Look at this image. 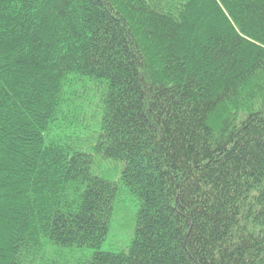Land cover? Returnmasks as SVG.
Listing matches in <instances>:
<instances>
[{"label":"trees","instance_id":"obj_1","mask_svg":"<svg viewBox=\"0 0 264 264\" xmlns=\"http://www.w3.org/2000/svg\"><path fill=\"white\" fill-rule=\"evenodd\" d=\"M0 264H264V0H0Z\"/></svg>","mask_w":264,"mask_h":264},{"label":"rangeland","instance_id":"obj_2","mask_svg":"<svg viewBox=\"0 0 264 264\" xmlns=\"http://www.w3.org/2000/svg\"><path fill=\"white\" fill-rule=\"evenodd\" d=\"M77 135L84 133L82 127L75 129ZM94 172L108 179L114 180L115 174L110 170V166L106 162L97 163L94 167ZM123 203L116 204L114 214L112 216L110 230L104 242L101 243L99 250L117 252L124 250L126 244L132 235L133 217L137 210L136 203L131 197L122 195L120 200ZM93 249L65 251L64 258L71 263L82 260L92 254Z\"/></svg>","mask_w":264,"mask_h":264}]
</instances>
